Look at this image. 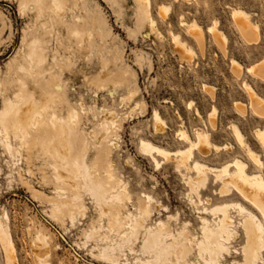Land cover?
<instances>
[{"label": "rangeland", "instance_id": "rangeland-1", "mask_svg": "<svg viewBox=\"0 0 264 264\" xmlns=\"http://www.w3.org/2000/svg\"><path fill=\"white\" fill-rule=\"evenodd\" d=\"M17 1L0 0V79L7 72L8 62L16 54L26 56L21 44L24 31H28L26 38L29 42L36 36L47 42L46 54L51 60L57 38L64 39V42L73 40L67 32L69 24H76L78 18L87 21L93 16L103 18L107 31L105 50H102L100 40L94 38L93 45L89 50H84L83 55L72 50L61 52L59 72L65 84L68 105L60 106L58 114L66 118L70 107L77 111L79 128L88 141L86 162L91 164L95 159H100L106 168L108 144L98 141L105 124L103 111L118 114L122 127L114 134L115 140H112L116 141L117 148L111 149L108 159L116 180L125 186L130 197L125 202L124 216L129 213L135 217L138 205L144 203V206L146 196H150V216H144L142 224L135 218L132 224L137 227L124 236L126 228L118 230L109 222L80 181V198L87 208L85 215H77L73 223L67 219L64 223L55 222L47 213L52 204L33 199L18 177L22 173L45 199H57L60 195L56 192L52 161L44 156H32L26 160L16 151H8L0 144V221L6 211L19 263L38 264L37 257L41 252L35 236L41 232L48 240L50 252L46 260L49 264H182L178 257L179 254L183 256L181 238L186 236L199 240L218 264H249L243 258L245 238L241 225H237L239 236L231 241V250H225L216 241L203 236L201 218L206 217L212 223L214 218L211 213L203 212L197 196L186 185L188 177L194 176V173L185 169L178 171L173 162L157 168L149 155L139 151L138 143L141 138H147L166 148L183 147L184 144L175 136L181 125L178 114L194 137V128L203 125L196 115V109L206 119L216 107V126L215 129L210 128L212 140L221 146L229 145L230 149L218 154L211 153L206 160L210 164L223 163L239 154L249 161V169L254 170L255 164L248 159L228 124L238 121L252 147L261 150L254 131L257 127L264 128V120L249 108L242 114L236 107L237 104L248 103L243 80L246 79L264 97V79L246 71L240 78L234 76L230 61L234 57L233 60L247 67L264 60V0H152L151 13L163 34L162 39H158L147 25L140 27L137 24L136 0H66L63 15L45 12L38 21L47 22L46 28H41V25L35 27V14L29 9L20 13ZM45 2L48 5L51 0ZM74 2L77 7L73 6ZM163 3L172 4V10L166 17L158 10ZM234 7L248 10L254 20L260 21L261 27L255 40L249 41L242 35L232 17ZM182 15L188 21L196 20L204 28L205 46L202 53L187 29L180 25ZM214 18H219V27L229 39L225 53L207 32V26ZM62 21L65 24H61ZM170 29L180 33L193 46V59L187 61L180 57L171 40ZM115 48L122 54L124 66L131 67L137 82L136 88L131 86L126 90L120 87L110 94L108 90H98L89 78L101 71V55ZM205 86L213 88V96L205 90ZM129 94L133 95L132 99L123 100ZM1 106L0 97V109ZM155 109L168 125L163 132L154 131ZM221 187L220 182L210 174L205 186L199 188V196L211 203L237 198L233 191L221 194ZM227 213L235 215L236 223L240 219L235 210ZM159 221L165 222L169 233L162 234L156 240L152 234L158 228ZM89 230L93 231L87 237ZM181 232L183 235H180ZM0 254L3 257L2 252ZM187 259L195 264H204L193 246ZM257 262L264 264L262 259L253 264Z\"/></svg>", "mask_w": 264, "mask_h": 264}, {"label": "bare ground", "instance_id": "bare-ground-1", "mask_svg": "<svg viewBox=\"0 0 264 264\" xmlns=\"http://www.w3.org/2000/svg\"><path fill=\"white\" fill-rule=\"evenodd\" d=\"M65 1L51 0L48 5L45 0H18L17 2L20 13L29 9L35 14V27L41 25V28H46L47 22L38 23V21L45 12L53 11L55 14L63 15L66 10ZM136 2L138 5L137 24L140 27L147 25L158 39H162L163 34L151 13L152 0H136ZM73 6L77 7V3L74 2ZM158 10L161 15L166 17L172 10V4L163 3ZM231 11L242 35L249 41L255 40L261 27L260 21L254 20L252 13L242 7H234ZM76 21V24H69L67 29L70 38L73 40L64 42V39L57 38L56 49L51 60H48L46 54L47 42L39 36L29 42L26 38L28 31H24L21 44L23 43L26 56L21 57L20 53V55L16 54L8 62L7 72L0 79V97L2 98L0 144L8 151H16L26 160L32 156H44L52 161L55 171L56 192L60 195L57 199H45L41 192L32 187L22 173L18 175L22 184L31 192L33 199L35 198L40 202L46 200L52 204V208L47 212L52 220L64 223L67 219L73 223L77 215H85L87 208L79 194L82 190L80 184L82 181L88 195L96 202V207L109 218V222L118 230L126 228L125 236L130 229L133 230L137 227L132 224L135 218L142 224L143 217L150 216V196H146L144 206H142L144 203L138 205L135 217L129 213L124 216L125 202L130 197L127 196L125 186L116 180L108 159L111 149L117 148V143L113 140H115L114 134H117L116 132L122 127L120 117L115 112L103 111L105 124H103V132L98 135V141L108 144V149H106L108 168H106L100 159H95L91 164L86 162L88 141L79 128L77 111L70 107L66 118L58 114L60 106L68 105L65 98V84L61 79V71L59 72V68L61 69L59 63V58L62 57L61 52L72 50L83 55L84 50H89L93 45L94 38L100 40L102 50H105L107 31L103 18L93 16L89 18V21L85 18H78ZM3 23L5 24V22ZM179 23L187 29L191 39L201 49L200 52L202 53L205 46L203 39V31L205 33V30L202 25L193 19L191 21L186 20L183 15L180 16ZM219 23V18H214L211 25L207 26V32L213 36V40L216 41L214 42L225 53L229 39L225 32L220 29ZM61 24L65 23L62 21ZM169 34L180 57L187 61L193 59L195 53L193 46L182 38L180 33L170 29ZM233 59H231L230 64L231 73L234 76L240 78L246 71L254 74L257 78L264 79V60L246 67ZM100 64L101 71L95 77L89 78L98 90H108L110 94H114L116 89L120 87L126 90L131 86L136 88L137 77L130 66H124V58L116 48L114 51H107L101 55ZM243 87L247 93L248 103L237 104V110L245 114L249 108L253 114L264 120V97L246 79L243 80ZM204 88L213 96L212 87L205 86ZM132 97L133 95L129 94L123 100H130ZM195 112L203 121V125L194 128V137L186 128L184 119L177 113L181 125L175 136L184 144L183 147L170 149L155 144L147 138H141L138 149L141 153L149 155L157 168L165 163L173 162L178 171L185 169L194 173V176L188 177L186 185L191 193L197 196L199 203L203 206V212L211 213L214 218L213 223L206 217L201 218L203 226L201 232L206 239L216 241L225 250H231L229 245L233 239L239 236L237 225H241L245 238L243 245L244 261L253 264L258 259H262L264 263V255L261 256L264 250V128L257 127L254 131L257 140L260 142L259 145H261V150L258 151L249 143L238 121H230L228 124L248 159L255 164L254 170L249 169V161L239 154L223 163L210 164L206 159L211 153L218 154L221 151H227L230 146L224 144L221 146L212 140L210 128L215 129L216 126V107H213L206 119L198 109ZM153 126L155 132H163L168 126L157 109L153 113ZM89 135L91 136L92 133L90 132ZM27 173H30L29 169ZM210 174L220 182L222 187L219 191L221 194L233 191L237 198L220 203H211L201 198L198 190L205 186ZM230 210H235L236 216L240 218L237 223L235 215L227 213ZM92 231L89 230L86 236H90ZM183 232L185 233L184 230ZM183 232L180 235H183ZM96 233L94 232V234ZM166 233L169 231L165 222L159 221L158 228L152 235L157 240ZM181 239H183V248H181L183 256L180 257L181 254H179L178 259L183 261L182 264H195L187 259L192 246L196 250L197 257L204 264H218L208 248L203 246L195 237L186 236V238ZM13 240L9 227V215L5 211L0 221V252L3 254V257L0 254V264H20ZM35 242L41 252L37 257V263L49 264L46 258L49 256L50 249L46 236L42 235L41 232L37 233ZM162 248L167 250L165 246ZM176 256L178 255L176 254Z\"/></svg>", "mask_w": 264, "mask_h": 264}]
</instances>
